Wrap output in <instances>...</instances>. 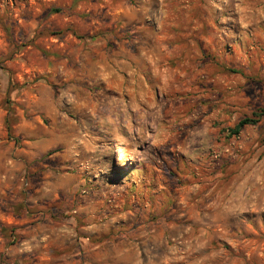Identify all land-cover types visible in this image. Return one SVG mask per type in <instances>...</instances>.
I'll use <instances>...</instances> for the list:
<instances>
[{"label":"rangeland","instance_id":"rangeland-1","mask_svg":"<svg viewBox=\"0 0 264 264\" xmlns=\"http://www.w3.org/2000/svg\"><path fill=\"white\" fill-rule=\"evenodd\" d=\"M0 264H264V0H0Z\"/></svg>","mask_w":264,"mask_h":264},{"label":"trees","instance_id":"trees-1","mask_svg":"<svg viewBox=\"0 0 264 264\" xmlns=\"http://www.w3.org/2000/svg\"><path fill=\"white\" fill-rule=\"evenodd\" d=\"M259 118L260 114L258 113H253V117H244L240 119L233 128L228 129V133L230 135H237L243 126L254 125L259 121Z\"/></svg>","mask_w":264,"mask_h":264}]
</instances>
